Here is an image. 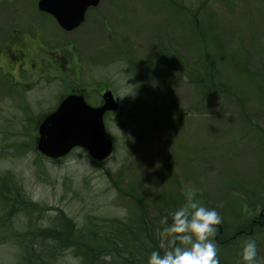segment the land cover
<instances>
[{
  "label": "rangeland",
  "instance_id": "rangeland-1",
  "mask_svg": "<svg viewBox=\"0 0 264 264\" xmlns=\"http://www.w3.org/2000/svg\"><path fill=\"white\" fill-rule=\"evenodd\" d=\"M36 8L35 0H0V264L49 253L52 264H108L99 254L112 251L104 239L117 236L113 225L130 233L113 255L147 264L153 250L164 252L162 217L191 190L222 217L220 264H243L249 237L264 264V225L242 229L264 213V0H100L86 12L64 49L83 88L109 83L118 94L120 111L105 116L114 151L104 162L80 148L58 161L36 151L38 122L70 85L56 68L7 74L13 62L1 46L12 25L43 30L35 49L52 34L63 44ZM72 229L107 234L69 248L53 236ZM92 243L100 247L91 251Z\"/></svg>",
  "mask_w": 264,
  "mask_h": 264
},
{
  "label": "water",
  "instance_id": "water-1",
  "mask_svg": "<svg viewBox=\"0 0 264 264\" xmlns=\"http://www.w3.org/2000/svg\"><path fill=\"white\" fill-rule=\"evenodd\" d=\"M99 0H38V9L50 14L60 27L71 30L78 26L86 9ZM104 103L91 107L81 95H68L58 107L46 115L38 126L36 149L50 158L64 156L73 147L84 148L89 156L102 161L111 153L112 142L106 138L103 115L116 105L109 91Z\"/></svg>",
  "mask_w": 264,
  "mask_h": 264
},
{
  "label": "clouds",
  "instance_id": "clouds-1",
  "mask_svg": "<svg viewBox=\"0 0 264 264\" xmlns=\"http://www.w3.org/2000/svg\"><path fill=\"white\" fill-rule=\"evenodd\" d=\"M221 223L216 208L206 206L195 190L187 191L184 203L162 217L157 235L164 252L153 250L147 264H220L215 237ZM240 251L243 264H261L254 238L242 241Z\"/></svg>",
  "mask_w": 264,
  "mask_h": 264
},
{
  "label": "flooded vegetation",
  "instance_id": "flooded-vegetation-1",
  "mask_svg": "<svg viewBox=\"0 0 264 264\" xmlns=\"http://www.w3.org/2000/svg\"><path fill=\"white\" fill-rule=\"evenodd\" d=\"M84 22H85V18H84ZM57 27L60 29V34H61L59 41L62 40L63 44L61 43L56 44V45L55 43L52 44L51 42H54V40H57V37L54 34H52L49 36V38L47 39L44 38V42L42 43H40V39L38 40V48L40 50L39 51L38 48L37 49L34 48V45L36 43V38L42 37L41 34L43 33V31H40V34L35 37L34 35H31L30 32H26L25 30H23L22 28H19L18 26H13L11 29V32H9L10 34L7 37L8 43L5 46L6 51H7V58H8L7 60L13 62V64L11 65L8 64L9 66L6 68V73L11 74V76H16V74H18L19 72L27 73L31 69L32 66H33V70L35 69V66H38L40 68L39 74L41 75V77H44L46 68L48 69V72H50L51 69L56 68L58 70L57 72H59L62 76L65 77L62 82L64 84H66L67 82V85H70L69 88H67L64 94V97H66L67 95H75V96L81 95L83 99L85 100V102L88 103L89 105L100 106L103 103L102 93L106 91H110L113 97L114 103L116 105V109L107 111L105 113V116L108 115L109 113L119 112L121 109L120 107L121 104L118 101V94L115 93L113 90L114 86H111L108 83L107 85H102L99 88L97 87L90 88V90L88 91L86 88H83L81 85V81H80V78L82 77L81 72L78 78L75 77V74L74 76H72V73H74L73 62L70 60V57L68 54L69 51H66L64 48L66 47L70 48V46L74 44L76 36L71 35L69 33L72 31L74 32L77 28L80 27V25L69 31L61 28L58 24H57ZM45 36H47L46 33H45ZM38 55L41 57H38ZM57 62L59 64H62V67L57 65ZM83 64L84 63H81L80 66L82 67ZM0 67L3 68V64H1ZM28 74H32L33 76L35 75L34 72H30ZM48 81H49V78L46 77V82L48 83ZM96 92L99 95V100L96 104L95 103L91 104L88 98L91 95H96ZM60 101L57 102L54 109L56 108V106L58 105ZM36 140H37V137H36ZM47 159H50V158H47ZM59 159H56V160H59ZM263 221H264V213L262 211H259L257 216L250 218L249 220L247 219L246 221L243 222L244 228L242 229L252 231L254 228L263 224ZM218 228H219L218 234H220L221 226L219 225ZM237 233L242 234L240 232H237ZM217 236L215 237V240L217 239ZM232 239H234V236H232ZM226 240L228 239L223 238L222 241H219V243L223 244L226 242Z\"/></svg>",
  "mask_w": 264,
  "mask_h": 264
},
{
  "label": "trees",
  "instance_id": "trees-1",
  "mask_svg": "<svg viewBox=\"0 0 264 264\" xmlns=\"http://www.w3.org/2000/svg\"><path fill=\"white\" fill-rule=\"evenodd\" d=\"M113 221H114V224H122V223L118 222L117 220H113ZM168 223L170 224V222H168ZM105 227H106V225H105ZM113 227L115 228V230H118V231H116V235L117 236H115L112 239H104V237H106L107 232H103V231L102 232H98V233H93V230H91L90 231L91 235H88L87 232H86V234H83V233H80V234L74 233V234H72V233H70V232H73V229L77 230L76 228H73L72 230L63 231L60 235L59 234H53V236H55V238H57L61 242L62 246H67L68 247V246H71V245H75L77 247L78 246L77 243H79L81 241H86V243H87V241L92 242L94 240H93V238H90V236H96L97 237L99 234H101L102 238L107 242V246L109 248H112V247L114 248L115 243H116L117 240H120V238H122V237L125 238L130 233H128L127 228H125V230H124V229H119L118 227H116V225H113ZM141 231H142V229L141 230L138 229L139 234L134 239H138ZM56 233H60V232H56ZM151 234H153V230L151 231ZM31 240L33 241L34 238H31ZM35 241H37V239H35ZM38 241H41V240L38 239ZM54 243H56V242H54ZM87 244L89 245L90 243L88 242ZM93 244L94 243H92L91 246H89L91 248V251H95L96 248L100 247L97 244H95V246ZM82 245L79 246L80 251L82 250ZM54 247L56 248V246H54ZM51 248H53V247H51ZM113 248L111 249L112 251L107 252V253H103V254H99V255H108V256H110L111 260L108 262V264H126L127 261H125L124 259L123 260H118L117 257H115L113 255V253L115 252L113 250ZM90 254L92 255L91 252H87V251H83L81 253V255H83V257L85 258V261L87 263H88V261L90 259ZM43 255H47V254H43ZM115 255H117V254H115ZM30 257H32V258H28L27 264H37V263L47 264L48 261L50 262V264H52V261H50V258L52 257V254H50V253L46 257V259L43 260V261H41L40 257H38V256L36 257L35 254L30 255ZM44 258L45 257H43V259ZM134 260L132 261V263L134 262ZM139 264H140V261H139Z\"/></svg>",
  "mask_w": 264,
  "mask_h": 264
}]
</instances>
